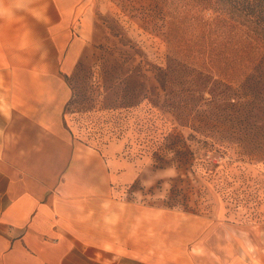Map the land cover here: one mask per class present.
<instances>
[{
    "label": "rangeland",
    "instance_id": "obj_1",
    "mask_svg": "<svg viewBox=\"0 0 264 264\" xmlns=\"http://www.w3.org/2000/svg\"><path fill=\"white\" fill-rule=\"evenodd\" d=\"M38 8L41 65L25 70L59 91L74 138L121 139L140 171L177 165L165 199L154 196L164 179L144 189L149 171L129 188L148 208L151 246L118 264L264 261V30L218 0Z\"/></svg>",
    "mask_w": 264,
    "mask_h": 264
},
{
    "label": "crops",
    "instance_id": "obj_2",
    "mask_svg": "<svg viewBox=\"0 0 264 264\" xmlns=\"http://www.w3.org/2000/svg\"><path fill=\"white\" fill-rule=\"evenodd\" d=\"M39 28L27 13L0 21V264H118L148 254V208L125 198L142 178L119 155L125 143L84 146L65 126L59 91L25 70L41 65Z\"/></svg>",
    "mask_w": 264,
    "mask_h": 264
},
{
    "label": "clouds",
    "instance_id": "obj_3",
    "mask_svg": "<svg viewBox=\"0 0 264 264\" xmlns=\"http://www.w3.org/2000/svg\"><path fill=\"white\" fill-rule=\"evenodd\" d=\"M36 0H0V21L4 22H14L17 17L21 14H30L37 21H43L44 14L43 12L35 6ZM173 156L169 155L168 158ZM153 164L152 160H147L141 167V172L149 171V178L142 180V185L145 190L151 187L157 179H164L165 182L162 185V188L159 191H156L154 196L160 199L167 198V189L171 187V180L168 178L176 177L179 175L177 170V165L174 162L171 166L166 167L161 171L155 173L150 172L151 165ZM139 173V174H140ZM136 198L144 196L140 192L133 194Z\"/></svg>",
    "mask_w": 264,
    "mask_h": 264
},
{
    "label": "trees",
    "instance_id": "obj_4",
    "mask_svg": "<svg viewBox=\"0 0 264 264\" xmlns=\"http://www.w3.org/2000/svg\"><path fill=\"white\" fill-rule=\"evenodd\" d=\"M224 2L237 14L244 15L249 21L264 30V0H218ZM119 140V139H118ZM109 142L105 143L107 145Z\"/></svg>",
    "mask_w": 264,
    "mask_h": 264
},
{
    "label": "bare ground",
    "instance_id": "obj_5",
    "mask_svg": "<svg viewBox=\"0 0 264 264\" xmlns=\"http://www.w3.org/2000/svg\"><path fill=\"white\" fill-rule=\"evenodd\" d=\"M251 248V247H250ZM252 264H259L257 260L252 261Z\"/></svg>",
    "mask_w": 264,
    "mask_h": 264
}]
</instances>
